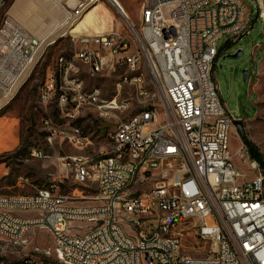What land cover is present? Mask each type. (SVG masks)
Here are the masks:
<instances>
[{"label":"built area","instance_id":"1","mask_svg":"<svg viewBox=\"0 0 264 264\" xmlns=\"http://www.w3.org/2000/svg\"><path fill=\"white\" fill-rule=\"evenodd\" d=\"M8 0H0V16ZM115 0H78L71 8L66 1H59L63 27L69 22H81L85 14L102 3ZM154 13L153 38L156 49L163 52L168 66L166 81H159L156 88L139 89L140 77L122 76V86L134 84L135 96L131 99L116 97L113 107H101L102 97L89 92L90 106H82L78 97V79L90 81L105 74V55H112V69L121 64L135 67V61H150L139 44V25H135L124 10H120L122 28L102 34L76 35L79 55L68 65L67 73L47 72L45 96L40 104L55 103L59 118L66 124L76 123L77 111H96L101 118L117 119V127L109 136L118 139L119 162L132 159L128 173H119L118 166L99 164V156H70L63 160V167L79 186H95L99 204L82 209L70 205L71 201L60 193V188L43 186L33 195L7 196L0 194V236L23 240L29 230H23L25 218L9 220V213L23 212L24 204L38 198L52 197V205H66V215L80 213L83 221L98 219V228L89 229L88 238H73L72 230H59L52 224L49 232L53 239V255L62 264H172L186 260L188 264H264V174L259 165L242 149L239 160L254 174L252 180L236 168L229 149L230 132L238 121L231 115L221 99L219 86L214 79L217 42L226 37V43H235L250 36L255 22L243 16V9L234 7V0H174L173 9H163L160 0H150ZM221 4H228V11H221ZM247 6V5H246ZM255 21L261 20L263 4L255 0ZM167 10H174V17H167ZM141 18V16H140ZM187 32H195V41H187ZM180 38L179 54H172L170 41ZM84 42H98L104 56L84 53ZM45 42L22 29L11 17L0 25V100L9 95L15 81L24 80L44 53ZM129 45H138V58L127 60ZM115 54H122V62H115ZM62 56V55H61ZM58 56L55 63H59ZM178 64L177 73H169V66ZM84 67L85 72L81 67ZM248 80V79H247ZM254 80L249 81L253 85ZM85 89L88 85L85 80ZM136 106L134 119L120 120L119 115ZM150 110H160V117H150ZM50 119L43 120L44 128H51ZM56 129H51V143ZM56 134V133H55ZM59 137L77 150H84L90 143L86 138H76L68 130H60ZM237 136V133H236ZM158 148H167V155L159 162H152ZM176 148L184 149V158H177ZM110 150V151H111ZM31 159L45 160L43 155ZM145 164L155 165V172H146ZM140 179L142 188L130 195H111L115 183ZM19 190L34 189L28 179L19 180ZM134 192H141V199H134ZM132 213H144V221L131 222ZM198 216L200 225L190 224V217ZM118 217H128V224H118ZM175 219H185L184 227H175ZM166 220H173V227H166ZM39 226V225H38ZM166 229V237L153 242V248H138L121 253V234L141 233L148 238L150 232ZM193 230H200V237L211 238L209 253L189 260L184 254L185 237H192ZM194 239V238H193ZM189 250L195 251L194 247Z\"/></svg>","mask_w":264,"mask_h":264},{"label":"rangeland","instance_id":"2","mask_svg":"<svg viewBox=\"0 0 264 264\" xmlns=\"http://www.w3.org/2000/svg\"><path fill=\"white\" fill-rule=\"evenodd\" d=\"M54 1L57 4L59 1H66L72 8L78 0H75L74 4L70 0ZM117 1L131 21L135 25H139L141 8L146 0ZM241 1L245 6L247 5L249 16L252 12L251 20L255 22V26L252 28L250 36H245L235 43H226V37L217 42L219 55L216 59L214 79L219 86L221 99L229 113L243 123L244 138L252 144L264 162V22L262 20L255 21V13L257 12L255 0ZM261 2L264 10V0ZM59 14L46 0H8L0 16V25L5 17H11L22 29L37 37L48 30L51 16H59ZM86 15L92 16L93 22L88 19L87 22L83 23L86 20L83 18L81 22H76L69 29L62 27L51 39L45 41L43 55L19 88L3 102L0 100V118L18 119L22 138L21 149L11 156V163L15 164L17 168H12L10 182H4V187H9L10 190H0V194L7 196L33 195L36 189L55 183L60 188V193L69 198L72 206L89 209L99 204L95 201L98 196L96 187L76 185L72 175L63 167V160L70 156L89 157L98 154H110L112 144L109 136L117 127V119L101 118L96 111L88 113L85 117L84 111L78 122L65 124L59 118L55 103L43 105L39 102L40 92L44 87L48 70L52 68V73L56 71L55 61L57 57L73 54L78 46L76 35H74L76 31H79L80 34L95 35L117 31L116 28L121 27L120 12L116 11L110 3H107V6L98 4ZM84 30L87 32H82ZM239 51L242 52L239 59H224ZM80 67L85 72L86 69ZM243 72L248 74L246 82H243ZM85 80L89 89L97 86L102 90L103 99H113L119 95V92L124 98L131 99L136 93L134 85L131 84L122 86L118 92L119 79L115 75L99 78L97 81L84 79V83ZM250 80H254V84L251 86L249 85ZM137 110L136 106H130L127 112L118 117L120 120L129 119L135 116ZM46 119L52 121L51 129H56L55 137L51 143L47 141L48 133L43 126V120ZM72 128L81 129L84 136L88 138L90 144L84 150L71 147L59 137L58 132L60 130L71 132ZM32 149L43 152L47 159H31L30 150ZM229 149L236 168L245 175L240 181L252 180L254 174L248 173V168L239 160L237 155L240 149H242V153L244 151L248 153V151L235 126L230 132ZM251 159L255 161L253 158ZM25 160L28 162L27 166H31L30 168H23V161ZM256 163L264 174V169L258 162ZM23 178L28 179V186L34 189H17L16 185ZM16 215L35 219L44 217L45 213L38 210L24 213L16 212ZM119 221L121 224H128L123 219ZM190 224L194 225L195 223L190 222ZM69 225L73 229H81L72 230L74 236L80 237L88 234L89 229L94 227V224L89 223L88 228L87 222L82 221L70 222ZM49 232L45 226H33L24 235L20 244H15L0 236V264H62L53 255V239H51ZM129 236L135 238L137 233H132ZM184 246L186 247L184 254H189V260H197L198 257L209 253L211 241L199 240L196 230H193L192 237H185ZM193 247L195 251L189 250Z\"/></svg>","mask_w":264,"mask_h":264},{"label":"bare ground","instance_id":"3","mask_svg":"<svg viewBox=\"0 0 264 264\" xmlns=\"http://www.w3.org/2000/svg\"><path fill=\"white\" fill-rule=\"evenodd\" d=\"M46 1L60 14L59 16H57L58 13L57 15L51 16L50 26L48 30L43 35L37 36L41 41L44 42L48 39H51V37H53L54 34L63 27L62 13L59 4H57L54 0ZM70 1L73 2V4L75 2V0ZM115 1L119 5L118 1ZM115 1H107V3L112 4V7L116 11L120 12V10H118L115 5ZM160 5L163 7V9H173L174 0H160ZM234 7L236 9H243V16H249L248 10L241 0H234ZM221 11H228V4H221ZM86 16L84 17V19L86 18ZM140 16L141 18L139 23V44L143 48V51L146 52V55L150 61H145V69H140L144 68V60L135 61V67H130L129 64H121V66H117L112 69V55H105V74H109V76H117L119 82L123 75L131 77H140L139 89H146L147 83L149 88H156L157 77L156 73L153 72V68L154 71L158 73L159 81H166V73H168V66H166V61H164L163 52H160L158 49H156V45L153 41V38H148V29H153L154 25V13H152L151 11L150 0H146L145 4L142 6ZM167 17H174V10H167ZM88 19L89 18H86L83 23L87 22ZM261 20L264 22L263 9ZM75 23L76 22H69L68 28L66 29L71 28ZM121 28L122 25L117 31L121 30ZM74 35H80L79 31H76ZM187 41H195V32H187ZM170 48H172V54H179L180 38H173L172 41H170ZM83 51L84 53H93L95 54V56H104V49L98 42H84ZM78 55L79 47L78 50H75L71 55H62L61 58H59V63H56V71L54 73H67L68 65L71 63L72 59L76 58ZM137 58L138 45H129V53H127V60H136ZM115 62H122V54H115ZM30 71L31 70H28L27 74L24 75V80ZM177 71L178 64H171V66H169V73H177ZM99 78L102 77H95L92 79L94 81H97L99 80ZM24 80L16 81L15 86H12V89H10L8 96L15 92ZM77 87L78 97L81 98L82 106H90L89 92L96 91V97H102V90L99 87L93 86L90 89H85L84 83L80 79L77 80ZM8 96H6L4 99H6ZM44 96L45 85L40 92V97ZM119 97H123L122 93L120 92ZM114 105H116V98L110 100H101V107H113ZM83 112L84 111H77V120ZM134 117L135 116L129 119H134ZM150 117H160V110H150ZM45 129L48 133L47 141L49 142V140L51 139V128ZM71 134H74L76 138H86V143H89L88 138L84 136L81 129L72 128ZM111 144L112 149H118V139H111ZM35 153L36 155H43V152L41 151L35 150ZM32 155H34V149L30 150V157H32ZM165 155H167V148L156 149L155 155H152V162H159V160L164 159ZM176 155L177 158H184V149L176 148ZM99 164H110L111 166H118L119 173H128V167H132V159H122L119 162V150H111L110 154H101L99 156ZM145 171L155 172V165L145 164ZM140 186H142V181H140V179H131L128 180V182H126L125 184L115 183L114 186L111 187V195H130L132 191H139ZM47 187L59 188L55 183L48 184ZM134 199H141V192H134ZM50 205H52V197L38 198L37 201L32 203V206L31 204H24L23 212L41 210L45 213V216L35 219L25 218V221L23 223V230H30L31 227L39 225L45 226L46 229L51 232L52 224H50V222H55V225H59V230H67L68 228H71L69 225L70 222H87L83 221L82 217H80V213L68 214L63 220V213L66 212V205H58V211H55V207H49ZM120 219H123L128 223V217H118V224H121V222L119 221ZM9 220H21V217L17 216L16 212H11L9 213ZM141 221H144V213H132L131 222ZM190 222L195 223L194 225H200V218H198V216H191ZM89 223L94 224L93 229L98 228L97 218H89ZM184 225L185 219H175V227H183ZM166 227H173V220H166ZM88 235L89 233L82 237L73 235V238H88ZM196 235L197 238L201 241H211V238L200 237V230H196ZM164 237H166L165 228H158L153 230L149 233L148 238L141 237V233H137V237L135 238L128 236V234H121V241H124L121 243V253L134 252L137 246L138 248H153V242H157L158 240ZM6 238L9 241L14 242L15 244H20V240H13V237ZM113 264H121V262H113ZM172 264H188V262H186L185 260H175Z\"/></svg>","mask_w":264,"mask_h":264},{"label":"crops","instance_id":"4","mask_svg":"<svg viewBox=\"0 0 264 264\" xmlns=\"http://www.w3.org/2000/svg\"><path fill=\"white\" fill-rule=\"evenodd\" d=\"M86 18H89L93 22L92 16L87 15ZM118 28L116 29L118 30ZM82 32L86 33L87 31L84 30ZM78 47L79 46H77L75 50H78ZM80 80L84 83V79H80ZM82 114L79 116L78 120L81 118ZM62 121H64L66 124V120H62ZM21 147H22V138H21L19 120L9 117L0 118V190H5V189L10 190L9 187H4L5 184L4 182H10V180L12 179L11 177L12 168H17V166L11 163L12 160L11 156L14 155L16 152H18L21 149ZM23 163H24L23 168L31 167V166H27L28 162L26 160L23 161Z\"/></svg>","mask_w":264,"mask_h":264},{"label":"trees","instance_id":"5","mask_svg":"<svg viewBox=\"0 0 264 264\" xmlns=\"http://www.w3.org/2000/svg\"><path fill=\"white\" fill-rule=\"evenodd\" d=\"M242 141L247 151L249 152L251 158L258 162L260 166L264 169V162L262 161L260 154L256 151L252 144L244 138V136L242 137Z\"/></svg>","mask_w":264,"mask_h":264},{"label":"water","instance_id":"6","mask_svg":"<svg viewBox=\"0 0 264 264\" xmlns=\"http://www.w3.org/2000/svg\"><path fill=\"white\" fill-rule=\"evenodd\" d=\"M241 56H242V52L239 51V52L236 53L235 55H233V56H228V57H226V58H224V59H225V60H237V59H239ZM247 79H248V74H247V72H243V82H246ZM235 126L238 127L237 131H238V133L240 134V136L243 137V136H244V129H243V124H242V122H240V121H236V122H235Z\"/></svg>","mask_w":264,"mask_h":264},{"label":"flooded vegetation","instance_id":"7","mask_svg":"<svg viewBox=\"0 0 264 264\" xmlns=\"http://www.w3.org/2000/svg\"><path fill=\"white\" fill-rule=\"evenodd\" d=\"M243 124V123H242ZM235 128H236V130L238 129V127L237 126H235ZM243 129H244V126H243Z\"/></svg>","mask_w":264,"mask_h":264}]
</instances>
